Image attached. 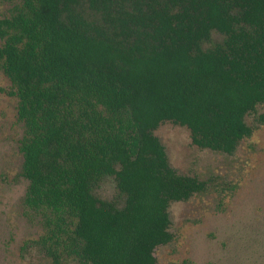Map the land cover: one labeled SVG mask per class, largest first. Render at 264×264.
I'll return each instance as SVG.
<instances>
[{
    "label": "trees",
    "instance_id": "16d2710c",
    "mask_svg": "<svg viewBox=\"0 0 264 264\" xmlns=\"http://www.w3.org/2000/svg\"><path fill=\"white\" fill-rule=\"evenodd\" d=\"M5 1L0 93L18 100L34 243L49 264H159L172 204L210 184L156 132L234 156L264 123V0ZM108 177L121 206L96 194Z\"/></svg>",
    "mask_w": 264,
    "mask_h": 264
},
{
    "label": "rangeland",
    "instance_id": "374dc122",
    "mask_svg": "<svg viewBox=\"0 0 264 264\" xmlns=\"http://www.w3.org/2000/svg\"><path fill=\"white\" fill-rule=\"evenodd\" d=\"M13 6L0 0V19ZM10 88L0 71V89ZM17 107L16 98L0 93V264H49L34 243L45 233L43 226L24 204L29 182L21 176L24 129ZM259 115L264 116V106ZM156 135L173 168L210 184L206 193L172 204L174 241L157 249L159 264H264V123L234 156L200 149L188 128L172 122L162 124ZM96 194L124 204L112 177Z\"/></svg>",
    "mask_w": 264,
    "mask_h": 264
}]
</instances>
